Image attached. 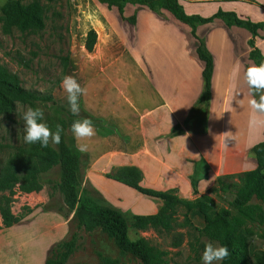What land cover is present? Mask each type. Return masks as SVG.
<instances>
[{
	"label": "crops",
	"instance_id": "0c3cea01",
	"mask_svg": "<svg viewBox=\"0 0 264 264\" xmlns=\"http://www.w3.org/2000/svg\"><path fill=\"white\" fill-rule=\"evenodd\" d=\"M74 3V44L65 76L85 89L78 102L85 113L100 121L93 124V137L77 140L73 135L82 156L83 188L90 186L122 213L131 210L147 216L157 214L161 202L108 175L135 168L142 175V189L175 192L182 200H192V178L201 163L216 179L254 171L253 149L264 141V114L250 126L253 97L245 73L256 65L249 58L254 48L264 56V29L253 36L218 19L193 29L166 11L127 5L121 15L99 0ZM231 3L235 8L226 6ZM179 4L188 16L209 19L219 12H232L264 24V0H179ZM132 17L135 24L129 22ZM92 30L97 41L89 52L86 39ZM199 41L213 57L214 73L201 126L191 130L188 126L204 90ZM60 93L67 96L61 85ZM178 129L183 133L175 134ZM81 144L85 152L78 150ZM45 175L40 161L28 156L17 157L0 175V181L8 183V199L26 215L40 214L31 227L4 233L7 239H0V264H8L15 256L16 241L11 238L17 234L25 244L22 264H46L63 242L71 218L64 217L52 202ZM36 239L44 241L39 250L33 249Z\"/></svg>",
	"mask_w": 264,
	"mask_h": 264
},
{
	"label": "rangeland",
	"instance_id": "374dc122",
	"mask_svg": "<svg viewBox=\"0 0 264 264\" xmlns=\"http://www.w3.org/2000/svg\"><path fill=\"white\" fill-rule=\"evenodd\" d=\"M40 1L47 8L46 28L40 33L28 34L19 32L16 27L11 28L10 24L12 23L11 19L16 16L14 12L16 3L28 4L31 0H0V64L5 65L10 72L19 77L21 87L24 89L53 96L56 102L42 103L38 107L43 109L44 122L48 124L49 128L55 131L56 125H59L67 142L70 143L73 136L70 130L72 123L77 119H86L81 106L79 117L73 116L67 106V96L61 97L60 93L61 81L65 76L66 59L70 57L74 44L71 35V22L76 10L75 3L74 0ZM9 2L11 9L7 13L8 17H5L1 10ZM227 5L235 8L236 4ZM205 7H209V5ZM237 7L243 9L244 5L238 4ZM28 107L18 104L13 111H0V175L17 151H34L32 145L24 143V122L20 119ZM202 112V106H198L192 114V123L188 129L193 130L199 125L201 126ZM50 145L54 149H58V145L51 143ZM253 170H257V167ZM239 179V176H226L216 179L210 176L203 164L198 165L192 178L194 191L192 200H182L175 192L171 193L172 197H175L174 201L159 200L161 202L160 211L170 209L174 212L177 221L175 231L169 234L154 230L139 232L130 227V239L135 241L139 238H145L151 245L164 251L166 264H201L205 245L212 243L214 246H219L218 243L201 237L187 225L188 219L196 228L202 229L204 227L203 215L198 209L193 208L199 203H204L213 211L228 209L243 219L244 226L241 229V234L247 256L244 264H264V227L258 222L240 215L231 206L235 198L233 189L232 191L225 189L239 183ZM59 181V167L53 168L45 175V183L52 202L56 208H64V199L56 187ZM83 189L88 192L87 196L96 203L109 205L90 186L86 185ZM8 198V187L0 183V239H7L3 235L10 229L19 231L20 227L29 228L32 223L40 220V214H36L37 211L35 214L32 213L33 215H26L19 206L17 207V203L14 204L13 200ZM177 200L183 204L176 202ZM187 203L193 207L189 208L186 206ZM123 214L131 222L134 215L132 211L127 210ZM69 218L71 219L67 221L68 232L63 242L70 241L74 234L77 236V242L75 251L66 264H141L134 256L123 255L101 229L86 232L71 223L72 216ZM11 240L16 241V254L9 260L8 264H22L25 244L18 234ZM43 242V239H36L33 249L39 250Z\"/></svg>",
	"mask_w": 264,
	"mask_h": 264
},
{
	"label": "trees",
	"instance_id": "16d2710c",
	"mask_svg": "<svg viewBox=\"0 0 264 264\" xmlns=\"http://www.w3.org/2000/svg\"><path fill=\"white\" fill-rule=\"evenodd\" d=\"M111 8H116L121 15L127 5L147 7L153 11H166L179 22L191 26L193 29L197 25H204L218 19L223 21L228 27H239L248 30L253 36L264 29V24H254L248 20L239 18L232 12H219L209 19L199 16H188L179 4V0H99ZM11 9L10 2L1 10L5 17ZM16 16L11 19L10 27H16L21 33L37 34L45 30L47 20V8L40 0H31L28 4L17 2L14 7ZM131 24H135V17L129 19ZM193 36L196 38L195 33ZM97 34L90 31L86 39V49L92 52L96 46ZM253 46V42H250ZM199 59L204 63L203 80L204 90L198 106H202L204 115L211 100L212 77L214 73V60L204 43L199 41L197 47ZM249 58L256 65L264 63V56L258 49L250 52ZM64 75L67 70L69 59ZM28 67V65H25ZM46 102H56L51 94L37 91H30L21 87L19 77L10 72L9 69L0 64V111L8 112L16 109L18 104L38 107ZM197 106V107H198ZM86 119L92 121L94 125H99L100 121L89 116L83 111ZM183 130H176L175 134H181ZM34 151L28 152L20 150L8 161L6 168L11 165L17 157L28 156L40 161L44 174H47L55 167L60 168V181L57 189L64 199V208L60 212L66 218L72 216L71 223L78 229L86 232H93L101 229L107 237L112 240L123 255H132L141 264H166V253L150 244L145 238L135 241L130 239V227L135 231L144 232L154 230L162 233H172L176 229V217L173 211L165 209L155 215H133L131 222L118 209L105 204H98L87 196V191L82 188V156L77 151L74 139L67 142L65 135L61 132V142L58 149H54L50 144L47 148H41L38 144L32 145ZM257 161V170L244 173L239 176V183H235L226 191L234 192V200L231 206L245 218L258 222L264 227V142L253 149ZM204 165V163H201ZM199 164V165H201ZM4 169V171L6 170ZM3 171V172H4ZM2 172V173H3ZM232 177V176H227ZM109 179L120 182L130 188L137 190L143 195L164 201H174L172 192L156 193L144 190L140 187L142 175L135 168H125L114 174L108 175ZM6 187L8 183L1 182ZM180 204H183L180 201ZM257 202V203H256ZM186 206L192 208L193 205L187 203ZM196 208L204 217V227L196 228L188 219L187 225L196 231L201 237H206L210 241L216 242L219 246H226L229 256L221 264H244L247 256L244 244L242 243L241 229L244 221L234 215L228 209L213 211L204 203H199ZM77 236L74 234L68 242L60 243L54 250L52 256L46 264H66L75 251Z\"/></svg>",
	"mask_w": 264,
	"mask_h": 264
},
{
	"label": "clouds",
	"instance_id": "9594fccd",
	"mask_svg": "<svg viewBox=\"0 0 264 264\" xmlns=\"http://www.w3.org/2000/svg\"><path fill=\"white\" fill-rule=\"evenodd\" d=\"M246 83L253 97L249 100V106L252 110L250 117V126H255L259 121L257 116L264 114V63L247 68L245 73ZM61 87L67 93V106L70 113L79 117L80 104L78 99L84 95L85 89L77 81L65 76L61 81ZM24 122L23 140L27 145H39L41 148H47L49 144L58 145L61 142L62 128L56 125L55 131H52L48 124L44 122V111L41 107H28L20 117ZM77 140L91 138L95 135L94 126L89 119H77L70 128ZM80 152L86 151V146L79 145ZM229 256L226 246H214L212 243L205 245L201 264H221Z\"/></svg>",
	"mask_w": 264,
	"mask_h": 264
}]
</instances>
